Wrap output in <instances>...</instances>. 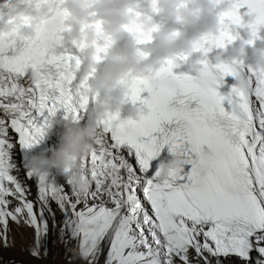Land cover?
Listing matches in <instances>:
<instances>
[{"label": "snow or ice", "instance_id": "obj_1", "mask_svg": "<svg viewBox=\"0 0 264 264\" xmlns=\"http://www.w3.org/2000/svg\"><path fill=\"white\" fill-rule=\"evenodd\" d=\"M241 2L258 16L252 27L264 25V0ZM230 15L238 18L235 10ZM6 53L0 41L4 246L9 219L17 224L23 220L34 228L31 254L38 256L41 237L48 232L46 212L55 226L51 200L64 217L61 238L66 232L78 238L79 254L89 264L97 259L102 241L108 243L104 264H177V259L179 264H210L209 256L229 255L248 261L253 250L260 257L256 264H264V69L249 66L244 73L242 62L233 61L215 66L216 74L205 68L193 76L173 73L174 61L169 60L149 76H130V99L145 103V113L135 120L109 113L101 121L97 144L83 161L91 179L83 192L71 187L69 194L49 174L24 165L27 178L37 184L34 204L13 174L18 171L12 161L16 143L9 130L18 134L21 149L28 148L42 138L57 110L78 116L90 97L86 85L74 83L73 55L56 54L52 42L23 44ZM240 73L249 78L246 89L218 91L225 75ZM144 90L151 93L147 99L140 96ZM165 145L168 151L179 148L191 167L172 169L160 181L150 171V161ZM9 197L17 201L12 208Z\"/></svg>", "mask_w": 264, "mask_h": 264}, {"label": "clouds", "instance_id": "obj_2", "mask_svg": "<svg viewBox=\"0 0 264 264\" xmlns=\"http://www.w3.org/2000/svg\"><path fill=\"white\" fill-rule=\"evenodd\" d=\"M234 10L238 18L230 15ZM257 19L241 0H0V41L6 50L14 53L17 41L52 42L56 54L73 55L76 84L86 85L94 98L84 124L79 116L64 113L58 144L30 153L27 167L43 174L55 169L76 191H85L91 179L83 161L97 144L101 121L122 111V120H135L147 108L130 99L129 77L149 76L177 57L186 60L181 73L189 75L239 59L264 69V38L252 27ZM248 85V76L240 73L231 88ZM54 122L50 118L48 127ZM184 165L181 150H170L155 177L165 181L172 169Z\"/></svg>", "mask_w": 264, "mask_h": 264}, {"label": "bare ground", "instance_id": "obj_3", "mask_svg": "<svg viewBox=\"0 0 264 264\" xmlns=\"http://www.w3.org/2000/svg\"><path fill=\"white\" fill-rule=\"evenodd\" d=\"M80 124H84L87 120L86 117L79 116ZM63 131L62 124L57 126L56 134L53 140V147H55L58 142L60 135ZM9 135L16 143V146L12 150V161L17 164V170L13 171L14 175H17L20 181L28 189V199L32 200L34 204L37 202L38 197V188L34 178L29 179L26 176V171L24 165L27 163L28 155L24 153L23 149L18 145V134H15L11 129L9 130ZM127 157V153H125ZM129 162L135 167V162L133 158L128 157ZM50 177L57 180V183L64 187L65 191L71 194V186L67 184L64 176L58 174L55 169L49 174ZM94 188V185H93ZM141 200L144 202L145 207L149 208L150 206L144 201L142 191L138 192ZM12 200L10 208L14 207L17 203L12 197H9ZM94 201L89 200V203ZM51 208L55 212V226L53 219L48 213H45L48 223V232L45 236L41 237L39 255L33 256L31 250L36 246L34 228L27 226L23 220L19 224L12 222L9 219L8 232H7V246H4L3 242L0 241V264H89L88 258H83L79 254V240L78 238H72L66 232L64 238H61L60 227L62 226V221L64 219L62 213L58 209L54 201H49ZM82 207V205H81ZM2 227V226H0ZM101 251L94 261V264H104L108 243L107 241H102L100 244ZM255 254V256H254ZM190 255L194 256L195 254L191 252ZM207 255V253L205 254ZM258 255V253H257ZM256 251H252V256L248 261H244L238 258L231 256H220V257H211L209 256L210 264H256L257 259ZM254 257V258H252ZM260 257L258 256V259ZM177 264L179 261L177 259ZM200 264H203L201 260Z\"/></svg>", "mask_w": 264, "mask_h": 264}, {"label": "rangeland", "instance_id": "obj_4", "mask_svg": "<svg viewBox=\"0 0 264 264\" xmlns=\"http://www.w3.org/2000/svg\"><path fill=\"white\" fill-rule=\"evenodd\" d=\"M256 255H257V252H256ZM254 256H255V254H254ZM252 258H254V257H252ZM257 259H258V255H257ZM257 259H256V261H257Z\"/></svg>", "mask_w": 264, "mask_h": 264}]
</instances>
